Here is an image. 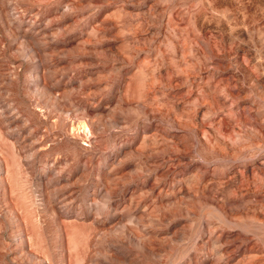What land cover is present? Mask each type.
<instances>
[{"label":"rangeland","instance_id":"1","mask_svg":"<svg viewBox=\"0 0 264 264\" xmlns=\"http://www.w3.org/2000/svg\"><path fill=\"white\" fill-rule=\"evenodd\" d=\"M0 264H264V0H0Z\"/></svg>","mask_w":264,"mask_h":264},{"label":"bare ground","instance_id":"2","mask_svg":"<svg viewBox=\"0 0 264 264\" xmlns=\"http://www.w3.org/2000/svg\"><path fill=\"white\" fill-rule=\"evenodd\" d=\"M259 83V82H258Z\"/></svg>","mask_w":264,"mask_h":264}]
</instances>
